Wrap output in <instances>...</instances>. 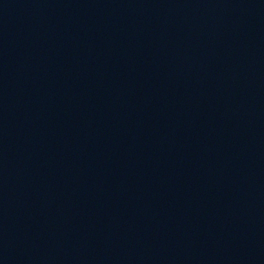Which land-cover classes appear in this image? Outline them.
<instances>
[{"label":"water","instance_id":"obj_1","mask_svg":"<svg viewBox=\"0 0 264 264\" xmlns=\"http://www.w3.org/2000/svg\"><path fill=\"white\" fill-rule=\"evenodd\" d=\"M0 264H264V0H0Z\"/></svg>","mask_w":264,"mask_h":264}]
</instances>
